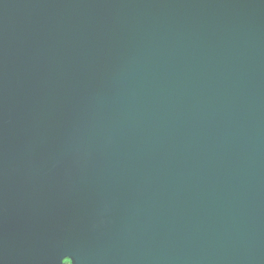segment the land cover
Returning <instances> with one entry per match:
<instances>
[{"label": "water", "instance_id": "obj_1", "mask_svg": "<svg viewBox=\"0 0 264 264\" xmlns=\"http://www.w3.org/2000/svg\"><path fill=\"white\" fill-rule=\"evenodd\" d=\"M264 264V0H0V264Z\"/></svg>", "mask_w": 264, "mask_h": 264}, {"label": "snow or ice", "instance_id": "obj_2", "mask_svg": "<svg viewBox=\"0 0 264 264\" xmlns=\"http://www.w3.org/2000/svg\"><path fill=\"white\" fill-rule=\"evenodd\" d=\"M63 264H70V261H63Z\"/></svg>", "mask_w": 264, "mask_h": 264}, {"label": "trees", "instance_id": "obj_3", "mask_svg": "<svg viewBox=\"0 0 264 264\" xmlns=\"http://www.w3.org/2000/svg\"><path fill=\"white\" fill-rule=\"evenodd\" d=\"M68 261V260H67ZM71 264V263H70Z\"/></svg>", "mask_w": 264, "mask_h": 264}]
</instances>
